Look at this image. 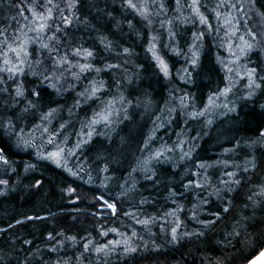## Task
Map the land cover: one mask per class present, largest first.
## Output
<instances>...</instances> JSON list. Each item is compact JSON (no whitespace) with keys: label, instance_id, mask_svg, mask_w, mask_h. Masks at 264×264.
<instances>
[{"label":"snow or ice","instance_id":"6c2138e0","mask_svg":"<svg viewBox=\"0 0 264 264\" xmlns=\"http://www.w3.org/2000/svg\"><path fill=\"white\" fill-rule=\"evenodd\" d=\"M7 3L8 11H15V15L10 17V21H0V140L7 139L17 152H23L31 155L34 159L26 161L23 164V174L19 171L20 165L9 159L4 154V150L0 148V177L7 176V179L0 178V197L7 196L9 192H14L16 188H21L22 191L28 192L35 189L37 192L42 188V181L36 180L34 184H23L27 179V174L36 171L39 162L47 161L54 164L57 168L62 169L67 176L72 178V182L66 187L60 189L61 193L68 197V202L73 205L77 212L82 211L79 205H84V209L96 208L100 205V211L108 210L112 216L118 215L117 200H123L125 197H130L135 193V182L132 173L142 172L143 178L146 181L155 183L160 180L150 164L152 161H159L165 158V153H171L180 149L179 161L181 163L193 161L194 167L197 169H205L208 167L205 163H195L193 153L196 149L194 141L198 137H189L188 141L179 140L174 147L157 150L149 154L146 158H138L136 166L130 170L124 168L126 162L127 148L131 143V134L120 136L116 130L117 123H120V115L123 114V121H129L132 124L136 123L139 115H146L151 119L156 113L151 111L153 102L149 93H143V99L133 100L126 98L122 93L119 95L118 102L121 104L119 111L114 112L115 100H109L103 111V120L105 126L109 128V132L104 135L110 141L108 147L103 143L97 146L92 142L96 132L95 125L100 123V120L93 118L85 119L80 122V130L73 134L77 137L75 143L71 142V137L68 135V129L73 127L71 118L74 115V109L79 108L81 111L89 106V102L96 103L101 95H105L111 88L110 84H106L103 80H88L87 85H82V80L87 79L89 73H100L109 69L120 68V64H108L106 69L95 67L92 61L96 59L97 51H94L95 45L98 43L100 47L113 54V49H117L115 56L123 58L124 66H127L128 58L132 55L128 47L120 49L117 41L122 39L124 34V24L127 29L135 31L137 26L141 30L151 28L153 18L160 16L167 17V13L171 9L166 7L165 0H139V3L134 0H120V8L124 12L120 14V19H117L114 13L119 10L115 6V0H4ZM258 0H217L211 9L204 5L200 0H188L182 4L181 0H176V9L178 13L176 19L184 21L190 20L193 25L199 24L202 28L207 29L211 35L218 31L214 28L210 17L205 15V12H211L217 21H223L222 28L227 29L226 36L229 38L238 37L240 44L236 47L241 54L255 51L257 54L264 53V10L257 11L255 5ZM203 9V11L201 10ZM264 9V6H262ZM3 9H0L2 11ZM182 10H187L189 16L181 17L179 13ZM167 23L172 25L173 20H168ZM161 28H164V22L161 21ZM241 29L244 34L241 35ZM170 40L178 41V33L171 28L168 30ZM109 33L110 35H106ZM139 35V32H137ZM91 39L92 47H86L88 39ZM97 37L99 39H97ZM206 39L203 30L192 33V42L188 44L187 49L180 47L172 48L173 54L180 56L184 55L186 63L195 69L199 60V49L202 42ZM157 42H161L162 48H169L171 45L162 43V37L152 36L149 40L150 47L147 49L152 54L155 61V67L160 70L165 79L169 78V68L164 57L157 50ZM229 50L232 44L228 45ZM260 65L247 69L248 79V95L245 99H251L256 90L261 89L264 84V75H258ZM231 71V69H229ZM188 79H191L192 73L188 68L184 69ZM31 76L39 81L41 85H46L51 89L49 93L51 97L63 96L65 92L72 94L75 92L74 104H60V101L49 100L44 103L41 90L39 88H28V77ZM124 79L128 85L133 83L131 76H125ZM188 79L182 78L184 83ZM68 84V87H65ZM123 85L117 82L116 87L119 89ZM231 88H224L219 92L220 96H227ZM133 92L129 93V97ZM190 94L183 93L179 97V111L177 108L169 109L170 112L180 111L188 113L189 119H197L204 116V111H188L190 105L186 103L189 100ZM211 99V98H210ZM57 105L53 107L52 105ZM194 108V106H192ZM223 107L228 111H234V108H228L227 104ZM260 108L264 110V103L260 104ZM142 109V112L140 111ZM157 110L159 108L157 107ZM67 112L68 119L65 120L63 113ZM59 114V115H58ZM113 115L116 119L113 120ZM157 119H160L157 117ZM56 121V123H54ZM169 124L172 123L170 119ZM208 123H211L209 121ZM155 130L158 131L155 121L153 122ZM58 125V126H57ZM162 126V125H161ZM119 136V144L115 137ZM155 136L149 135L143 141V146L138 149L139 152H148L150 142H154ZM264 141V131L259 133L257 141H253V145H259ZM191 143V147L185 150V145ZM252 169L257 167L255 160H249L245 166L237 171L228 170L230 165L224 162L225 171L223 177L215 185L211 183L192 182L191 176L198 173H188L189 182L184 183L181 180V186L185 191H196L197 203L194 204L192 215L189 217L195 223L201 224L203 228L200 231H181L184 228V223L176 214L166 212L165 217L173 216L171 226L167 219L161 225L160 230L163 232L168 229L169 243L175 244L182 239L200 237L206 235L203 229L215 227L220 221L221 216L219 211L210 213L214 220L203 221L199 217V208L209 203L210 198L215 197L216 201L223 204L222 211L228 213L231 210V194L239 188L245 187L250 183L247 175ZM239 168L240 166H236ZM127 172V178L124 173ZM173 176L178 175L176 172L171 173ZM13 176L17 177V181L13 186L10 185ZM76 181H80L76 184ZM75 184V186H73ZM87 188L83 191L82 186ZM143 187V185H141ZM167 188V186H165ZM171 197H176L177 192L168 189ZM118 193V195H113ZM138 194V193H136ZM249 207L255 213L259 208L264 210V186L259 188L253 187L248 195ZM146 201L141 200L140 203ZM175 204L176 200L173 199ZM183 211V209H179ZM93 216L96 213H92ZM124 215L133 220L134 225H141L146 233L151 237L155 235L151 233V225L155 221L149 217L141 220L135 213L125 212ZM247 215L242 216L237 220L235 227L228 236L225 237V251L232 244V240L241 235V231L246 226V222L251 219ZM14 223H9L7 228H0V234H4L17 226L24 225L25 221L40 220L43 217L26 216L22 219H15ZM239 229V230H238ZM111 232H117L116 229L108 231L100 230L101 236H107ZM123 237V233H117ZM131 237L143 240L136 231H132ZM63 238V239H61ZM49 241H56V244L50 251H56L59 246H64V241L76 243V237H63V233H50L47 237ZM83 249L85 253L95 252L99 257H108L117 248H123L125 255L135 253L138 247L133 246L131 238L122 240H110L107 244L94 243L91 238L82 237ZM25 245H30L32 241L24 240ZM147 249V244L144 245ZM259 264H264V252L260 253L258 258ZM253 262V264H258ZM19 264V261L17 262ZM57 264H67L66 261H58ZM102 264H107L106 260H102ZM216 264H225L218 260Z\"/></svg>","mask_w":264,"mask_h":264},{"label":"trees","instance_id":"16d2710c","mask_svg":"<svg viewBox=\"0 0 264 264\" xmlns=\"http://www.w3.org/2000/svg\"><path fill=\"white\" fill-rule=\"evenodd\" d=\"M134 2L139 3V0H134ZM201 2L207 5L209 9L216 3L213 0H201ZM181 3L183 4L184 0H181ZM165 4L171 11L167 13V17L163 15L159 18L154 17L151 28L141 30L140 26H137L135 31L130 32L126 23L124 24V34L117 43L120 45V49L128 47L131 50L132 55L128 58L126 67L123 58L115 56L117 49H113V54L110 55L98 43L95 45L93 50L98 53L96 59L92 61L95 67L106 69L108 64H120L121 67L109 69L106 72L101 71L98 74L95 72L86 74L87 79L82 80V85L86 86L88 80L96 79L110 84L111 88L107 94L101 95L96 103L89 102V106L85 110L81 111L79 108L73 110L74 115L71 118L73 127L68 129L71 142L75 143L77 140L73 133L80 130V122L86 118L90 120L94 116L99 119L104 114L103 109L109 100L117 101L114 104V110L119 111L121 104L118 100L121 93L126 98L136 100L143 99V93L147 92L153 102L151 111H154L156 115L151 119L146 115L137 117V120L142 118L144 122L140 124L138 137L131 134V142H133L134 147L129 146L127 148L125 169L130 170L135 167L138 158L143 159L157 150L165 149L163 146L152 148L151 143L153 144V142H150L151 146L149 145L148 152H139V146H143V141L149 135H154L155 141L160 143L166 139L168 143L169 137H172L176 143L182 138L188 141L189 137H198L194 141L196 149L193 153L194 159L198 158L197 161L206 163H224L226 161L228 165L232 166L228 170L238 172L240 168L245 166L247 161L254 159L257 167L252 169L249 165L250 171L246 174L250 183L231 194V210L228 213L222 211L225 205L216 201L215 197L210 198L208 204L199 208V217L203 221L214 220L215 217L210 214L212 212L219 211L221 216L220 221L214 228L211 230L203 229L206 235L199 239L195 237L182 239L172 244L168 242L170 239L168 229L166 228L163 232L160 230V225L165 219L168 220L170 226L175 219L173 216L165 217L166 212H174L183 221L184 228L181 231H200L203 228L201 224L189 219L194 204L197 203L196 191L198 190L185 191L182 186L169 185L166 181L162 186L137 196L134 201L130 197L117 200L119 214L116 216H112L107 210L101 212L99 204L94 209H84V205H79L82 211L77 212L73 205L68 202V197L60 191L62 187H66L72 182V178L54 164L41 161L36 171L28 173V178L23 181L24 185L34 184L36 180L42 181L43 186L38 192L35 189L24 192L18 187L14 192H9L7 196L0 197V228H7L10 222L14 223L13 218L23 220L26 216L43 217L40 220L25 221L24 225L0 234V264H17L18 261L19 264H57L58 261H66L67 264H102V260H106L107 264H216L218 260L225 262V264H246L264 248V210L257 208L253 213V210H250L251 208L246 207L249 203L250 190L253 187L264 186V141H261L259 145H253V141L258 140L259 133L264 131V110L260 108V104L264 103V91H262L264 84H262L261 89L256 90V94L251 99L241 98L246 91L248 92L247 77L238 80L229 87V77L232 73H227L213 64V59L217 55L216 47L219 48L221 45L218 40L219 37L215 39L213 34L208 33L207 29L202 28L199 24L193 25L190 20L176 19L178 15L175 11L176 0H165ZM115 6L119 11L114 15L117 19H120V14L124 12V9L120 8V0H115ZM262 6H264V0H258L255 5L257 11L264 10ZM0 9H3L0 11V21H10V17L16 14L14 10L12 12L8 11L7 3L4 0H0ZM201 10L203 11V9ZM179 15L187 17L189 12L182 10ZM205 15L210 17L213 27L218 29L219 24L213 20L212 13L205 12ZM168 20H173L172 25L167 23ZM161 21L164 22V28H161ZM169 28L181 37L178 41L169 39L167 31ZM201 30L205 32L206 39L202 42L198 53L204 56L198 60L195 69L190 66L192 77L188 79L187 74L184 72L187 65L184 64L185 56L173 54L172 48L180 47L186 50L188 44L192 42V33H198ZM137 32H139V35H137ZM105 34L110 35L109 33ZM154 35L162 37V43L171 45L169 48H162L161 42H157V50L168 64L170 73L168 79H165L160 70L155 67L152 54L147 51L150 47L149 40ZM85 39H88L85 46L92 47L91 39L87 37ZM97 39L99 38L97 37ZM221 53H224L223 49ZM250 54L251 52L246 56L249 64L251 62ZM126 75L133 78L131 85H128L124 79ZM258 75H261L260 70H258ZM182 78L188 79V82L184 83ZM28 81H31V83L26 81L28 88L35 87L41 90L45 104L50 99L60 101L61 105L71 106L74 104L75 92L72 94L65 92L63 96L53 94L50 97L49 93L52 90L47 88L46 85H41L39 81L31 76L28 77ZM117 82H121L123 85L119 89L116 87ZM68 86V84H65V87ZM226 87L231 88V91L227 96H220L219 92H222ZM130 92H133L131 97H129ZM183 93L190 94L189 100L186 101L190 105L189 112L192 110L202 111L208 99L212 97L218 102L208 107L204 116L189 119L187 112L180 111L178 116L177 112L169 111L174 107L179 111V97ZM195 95L199 99H195ZM227 101H230L229 106L231 108H235L234 111H228L222 104H219L220 107H218V103H226ZM52 106L56 107L57 105L53 104ZM157 107L159 110H157ZM140 111L142 112V109ZM63 116L65 120L68 119L66 111ZM157 117L160 119H157ZM219 117H226L220 119L224 120L223 123L228 120L237 123V129L230 130L227 128L223 130L218 138H215V131L217 126L220 125V121L217 122L216 119ZM170 119L172 120L171 124L168 123ZM154 121L158 131L154 128ZM209 121L211 123H208ZM175 123L177 124L176 127H174ZM125 125L127 130L129 123ZM95 129L99 135L94 134L92 142L97 146L103 143L105 147H108L110 141L104 134L109 132V128L105 126L104 122H100L95 125ZM130 133L128 132L127 135ZM112 135L115 136V133H112ZM191 146V143L186 144L185 150ZM0 148L4 150V154L9 161H14L21 166L19 169L21 174H23V164L34 159L27 153L17 152L7 139L0 140ZM133 148L135 149L133 150ZM165 154L170 153L166 152ZM159 163L160 160H154L150 166L156 170L160 177L163 176L166 179L175 178L183 172V168L185 173L187 164V167H189L188 173L197 172V181L200 183L215 185L221 178L228 179L223 177L224 167L204 169V171L201 169L198 172V170H194L193 161L180 163L177 166L172 162H169L166 166H160ZM236 166L240 167L237 168ZM172 172H176L178 175L173 176ZM124 175L127 178V172ZM143 176L142 172L132 173L135 187L137 185L147 187L149 184H152L151 187H153V183L144 180ZM202 176L206 178V181H202V178H200ZM0 178L7 179V176ZM191 180L193 182V176H191ZM16 181L17 177L13 176L9 186H13ZM188 182L189 176L186 175L184 183ZM75 183L79 184L80 181ZM140 187L136 188L141 190ZM86 188L87 186L84 185L81 190L83 191ZM169 188L177 192L178 195L171 197L168 191ZM113 195H118V193ZM173 199L176 200L175 204L172 203ZM141 200L146 202L140 203ZM181 208L183 211L179 210ZM125 212L135 213L141 220L151 217L155 223L151 225L150 230L155 235L150 237L141 225H134L133 220L124 215ZM92 213H96V215L93 216ZM245 215L252 218L246 222L243 230L238 229L241 231V235L234 238L232 244L225 251V237L235 227L237 220ZM110 229H116L129 237L132 231H136L139 236L144 238L140 240L130 237L133 240V246L138 247V251L123 257L115 254L106 258H98L94 251L84 252L82 237L91 238L94 243L107 244L108 241L115 240L116 236L111 231L107 236H101L99 231ZM50 233H63V237L75 236L76 243L64 241V246H59L56 251H50L56 244L55 240L49 241L47 239ZM24 240H30L32 243L25 245ZM145 244H147V249L144 246Z\"/></svg>","mask_w":264,"mask_h":264},{"label":"rangeland","instance_id":"374dc122","mask_svg":"<svg viewBox=\"0 0 264 264\" xmlns=\"http://www.w3.org/2000/svg\"><path fill=\"white\" fill-rule=\"evenodd\" d=\"M213 1L217 2V0H213ZM184 2H185V0H184ZM188 2L190 3L191 0H188ZM200 2H201V0H200ZM213 20L215 21V23H218L219 24V28H218L217 33H219V31L223 32V35H221V37L224 39V45H223V47H222V45H220L219 47H222L223 52L226 54V58H225V61H223V63L222 62H220V63H221L222 67L224 68V70L227 73H232V76L229 77V82H230L229 83V85H230L229 87H231L233 83L237 82L240 79H244L247 76L246 75L245 68L243 66L244 64L241 62V59H243L245 57V55H247L250 52H247L246 54H241L239 52V49L236 47L237 45H239L241 43L240 40H239V38L238 37L229 38L228 36H226L227 29L221 27L222 24H223V21L222 20L221 21H217L215 19L214 15H213ZM240 34L241 35L244 34V30L243 29H241ZM229 43L232 44L231 50H229V47H228ZM250 58H251L252 67H255L257 64H259L260 65V74L261 75H264V53L257 54L255 51H252L251 54H250ZM229 69H231V71H229ZM262 91H264V86H263V90ZM247 95H248V92L246 91L243 94L242 97H246ZM194 98L195 99H199L197 97V95H195ZM217 102H216V100H215L214 97H212L211 99H208V101L206 102L205 107L203 108L202 111L205 112L206 110H208V107L213 106ZM219 104H222V105L227 104L228 105V108H231V106H229L230 101H227L226 103L225 102L218 103V107H220ZM217 108H216V110H218ZM115 111L116 110H114V112ZM103 116H104V114L98 119V120H100V122H104ZM112 119L115 120L116 119V116L113 115ZM120 121H122V122L117 123V125H116V130H119L117 132L120 133V136H126L128 132H131L130 134L136 135V137H138L137 134H138V132L140 130L139 129L140 124H142L144 122V120L142 118H139L138 120H136V123L135 124H132L129 121H123V114L121 113V115H120ZM223 122H224V120H220V122H219L220 125L217 126V129L215 131V138H218L220 136V134L223 133V130H225L227 128H229L230 130H236L237 129V125H236L237 123L235 124L231 120H228L226 123H223ZM126 123H129V126H128L127 130H126V125H125ZM176 123H175V126L174 127L177 126ZM114 137H115V139L117 141V144H119V136H114ZM182 140H184V139L182 138ZM168 141L169 142L167 143V139H166V140H164V141H162L160 143V142H157V141L154 140L153 144L151 143L152 146L151 145L150 146L152 148H155L157 146H163V148H170V147H174V146H176L178 144V143H176V141L172 137H169L168 138ZM130 146L134 147L133 142L130 143ZM140 147H142V146L140 145L139 148ZM134 149L135 148H133V150ZM180 154H181V152H180L179 147H176V150L175 151L171 152L168 155L165 154V158H162L160 160L159 165L160 166H166V165H168L169 162H172V164H175L176 166L179 165L181 163L179 161ZM197 159L198 158H195V161H197ZM201 162H203L206 165H208V167H206L205 170L206 169L207 170L208 169H217V168H223L224 167V163H218V162L217 163H206L204 161H197L196 163H201ZM187 166H188V164L185 167V172H188L189 171V167H187ZM194 170H198V172L201 171V169H197L196 167H194ZM202 171H204V169ZM185 176L186 175L184 173V168H183V172L180 173L175 178L171 177V178H167L166 179L163 176H161L160 177V180L158 182H156L155 185L153 184V187H151L152 184H149L147 187L143 186V189H142V187H140L141 190H138L136 187L139 188V186H141V185H137L135 187V193L132 196H130V199L132 201H134V200L137 199V196H139V195H141V194H143L145 192H149V191H151L152 189H154L156 187L162 186L164 183H166V181H167V183L169 185L176 184V185H180L181 186V183L180 182H181V180H183V182H184V177ZM192 176L194 177L193 182H199V181H197L198 180L197 175H192ZM200 178H202V181L203 182L206 181V178H204V176H202ZM163 180H165V181H163ZM136 193H138V194H136ZM250 210H252V209H250ZM113 233L116 236V239L115 240H122V239L130 238L131 237V236L129 237V236L124 235V234H123V237L121 235H117V233H120L118 231L117 232H113ZM132 241L133 240H131V242ZM115 254H119L118 256H120V257L126 256L124 254V252H123V248L122 247L121 248H117V250L115 252H113L111 254V256L112 255H115ZM118 256H116V257H118Z\"/></svg>","mask_w":264,"mask_h":264},{"label":"flooded vegetation","instance_id":"af4514ba","mask_svg":"<svg viewBox=\"0 0 264 264\" xmlns=\"http://www.w3.org/2000/svg\"><path fill=\"white\" fill-rule=\"evenodd\" d=\"M221 35H223V32H221V31H219V33H217V31L215 32V33H213V37H215V39H216V37H219V41H220V43H221V45H222V47H223V45H224V39L221 37ZM223 43V44H222ZM214 46L216 47V45H215V43H214ZM222 47H219V48H217L216 47V53H217V55L215 56V58L213 59V64L216 66L217 65V67L220 69H223L224 70V68L222 67V65H221V63L220 62H222L223 63V61H225V58H226V54L225 53H221L220 54V52H221V50H222ZM198 55H199V60L201 59V57L202 56H204L203 54H200V53H198ZM246 56L247 55H245V57L243 58V59H241V62L244 64L243 66H244V68H245V71H246V75H247V69L248 68H251L252 67V63L250 62V64H249V62L247 61V58H246ZM186 63V59H185V57H184V64ZM187 64V63H186ZM186 68H188L189 69V71H190V65L189 64H187L186 65ZM230 76H232V75H230ZM247 77V76H246ZM245 77V78H246ZM241 98H244V97H241ZM240 98V99H241ZM245 99V98H244ZM236 105H237V102H236ZM235 109V108H234ZM229 116V115H228ZM224 118H226V117H219L218 119H216L217 120V122H219L220 121V119H224Z\"/></svg>","mask_w":264,"mask_h":264},{"label":"water","instance_id":"95a60500","mask_svg":"<svg viewBox=\"0 0 264 264\" xmlns=\"http://www.w3.org/2000/svg\"><path fill=\"white\" fill-rule=\"evenodd\" d=\"M261 252H264V248L258 254H256L254 257H252L246 264H253V262H258V258L260 257ZM258 264H259V262H258Z\"/></svg>","mask_w":264,"mask_h":264}]
</instances>
